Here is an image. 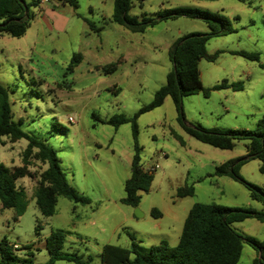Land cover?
Here are the masks:
<instances>
[{
  "label": "rangeland",
  "instance_id": "374dc122",
  "mask_svg": "<svg viewBox=\"0 0 264 264\" xmlns=\"http://www.w3.org/2000/svg\"><path fill=\"white\" fill-rule=\"evenodd\" d=\"M113 1L78 0L76 11L67 4L62 7L56 0L39 3L29 9L30 27L24 37L0 35V85L9 88L12 120L26 134L53 149L67 182L90 200L89 205L73 208L71 201L59 197L55 214L45 218L34 203L35 180H17L27 204L16 219L21 202L12 209H2L0 205V241L5 238L15 245L20 261L26 258L22 247L31 245L33 264L45 263L48 253L44 240L52 229L70 233L65 252L71 240L75 252L90 256L92 264H100V247L112 244L130 248L128 234L143 251L161 241L176 246L186 215L196 203L264 211V203L250 199L242 183L209 177L219 164L244 156L245 141L236 140L232 150H219L188 136L181 126L253 130L264 116V0H144L142 7L133 2L131 16L145 13L156 18L164 10L192 8L225 19L231 32L207 40L208 54L221 53L213 62H198L200 81L205 88L223 80L243 83L240 91L226 88L212 90L208 98L201 93L184 97L181 123L169 97L138 117L141 162L144 167H158L136 208L119 202L124 196V182L130 176V123L113 127L96 118H131L165 84L172 67L168 56L172 43L188 34H206L208 27L203 20L179 16L160 20L142 33H131L111 22ZM45 7L60 15V24L68 20L64 31L46 25L52 13L45 15ZM83 19L100 31H91ZM239 50L258 53V61L229 54ZM76 53L82 55V61L69 73L66 66ZM117 61V70L110 75L96 68ZM114 87L118 93L113 92ZM68 117L73 122H68ZM174 134L182 139L183 146ZM26 145V139L12 143L2 138L0 163L9 168L20 166ZM43 168L32 161L31 171L39 173ZM258 168L259 161L251 159L241 166L239 174L244 181L264 188V174ZM185 184L193 185L194 194L177 198V188ZM153 208L161 213L160 219L151 217ZM133 216L136 219L128 218ZM89 218H96L97 224L84 225ZM120 222L119 235L112 234L111 229ZM37 224L41 225L39 235L35 233ZM232 228L242 236L264 242V223L254 218L233 223ZM79 235L83 243L78 242ZM256 257V250L243 241L238 264H252Z\"/></svg>",
  "mask_w": 264,
  "mask_h": 264
},
{
  "label": "trees",
  "instance_id": "16d2710c",
  "mask_svg": "<svg viewBox=\"0 0 264 264\" xmlns=\"http://www.w3.org/2000/svg\"><path fill=\"white\" fill-rule=\"evenodd\" d=\"M23 0H0V34L12 38H21L30 27V7L37 6L40 1L32 0L25 2L27 13L25 14ZM67 4L74 11L78 9V0H56ZM142 7L144 0H114L110 17L111 22L122 26L131 33H142L146 27L152 26L160 20L184 16L191 19H200L208 27L206 34H188L172 43L168 56L172 64L171 70L166 74V82L158 88L152 100L142 106L131 118L123 115H113L107 120H99L102 124L118 127L130 123L132 134V157L130 162V176L124 182V196L120 204L136 208L139 205L141 193L148 192L153 174L146 172L141 162V146L138 144V129L136 121L141 114L152 111L159 107L166 97L174 104L179 121L183 120L181 108L182 99L186 96L201 93L204 98L210 96L212 90L231 88L233 91L243 90V83H227L221 81L212 88H205L200 81L198 62L204 59L213 62L221 51L208 54L206 42L211 37L225 35L231 30L227 28V21L219 15L210 14L207 11L192 8L168 9L157 14L156 18L147 17L145 13L140 17L131 16L129 10L133 2ZM245 2L246 0H238ZM76 16H79L76 14ZM82 18V17H81ZM89 29L99 32L92 22L83 19ZM229 54L240 56L251 61H258V53L244 50L229 51ZM82 55L73 54L70 58L66 71L71 73L82 61ZM120 61L112 62L100 68L103 75H110L117 70ZM114 87L113 92L118 93ZM95 119V118H94ZM185 133L195 140L207 144L219 150H232L236 140H243L245 155L224 161L215 167L209 177H227L242 183L249 191L250 199L264 203V188L244 181L240 174V168L251 159L259 161V172L264 174V116L256 123L253 130L247 129H205L199 124L181 123ZM8 138L10 142L26 139L27 145L21 154V165L6 167L0 163V205L2 209L16 208L21 202L22 207L16 212V219L20 216L27 204L24 191L16 185V181L22 178L35 180L33 199L40 214L51 217L55 214L58 198H66L77 205L90 204L89 198L82 195L66 180L59 166V159L53 149L36 137L26 134L19 124L12 120L9 102V88L0 85V140ZM174 137L184 145L182 139L174 134ZM32 161L44 166L41 172L31 171ZM194 194L193 185L185 184L177 188L176 197L185 198ZM151 217L159 218L161 213L153 208ZM247 218L264 223V211L253 209L230 208L216 203H196L188 211L184 220L182 231L176 246L170 247L167 242L161 241L143 251L135 243V238L128 234L131 240L130 248H122L112 244H105L100 248V264H238L242 251L243 241L252 246L257 257L252 264H264V242L252 237L242 236L237 233L232 224L241 222ZM40 224L35 226V233L39 235ZM70 233L60 229L50 230L44 240V248L48 253V259L43 264H56L58 261H67L70 264H92L87 257L64 251L66 236ZM79 238V236H78ZM26 252V258L16 256L17 247L10 244L5 238L0 241V264H33L31 245L22 247Z\"/></svg>",
  "mask_w": 264,
  "mask_h": 264
},
{
  "label": "crops",
  "instance_id": "0c3cea01",
  "mask_svg": "<svg viewBox=\"0 0 264 264\" xmlns=\"http://www.w3.org/2000/svg\"><path fill=\"white\" fill-rule=\"evenodd\" d=\"M60 5L62 6V7H65V4H62V3H60ZM56 7V6H55ZM55 7L53 8V9H55ZM43 12H44V14L46 15V13H48V12H50V13H52V17H49L50 19V24H46V25H48L49 26V28H51V29H60V30H62V31H64L65 30V28H66V25H67V22H68V20L66 19L65 21H64V23L63 24H60L61 23V21H60V15H56V11L55 10H52V9H50V8H48V7H45V9L43 10ZM55 26L57 27V28H55ZM27 32V31H26ZM26 34V33H25ZM0 35H2V34H0ZM3 36V35H2ZM25 36V35H24ZM23 36V37H24ZM215 178H225V177H215ZM227 178V177H226ZM73 211H74V209H72ZM129 219H136V217L135 216H133V217H128ZM161 218V216L159 217V218H153L154 220H158V219H160ZM85 219V218H84ZM83 219V220H84ZM88 222L89 223H87V224H84V225H91V226H93V225H95V224H97V222H98V220L96 219V218H94V219H92V218H89L88 219ZM120 224H121V222L120 223H118V224H116L112 229H111V233L112 234H117V236L119 235L118 234V231H117V228L118 227H120ZM157 227H159V225L157 226ZM160 228H161V226H160ZM80 238H82V236H80L79 235V238H78V242H80V243H83L82 241V239H80ZM85 239V238H84ZM89 240H86V242H88ZM89 242H91V241H89ZM68 243L70 244V246L68 247V253H77V254H80V255H82V256H84L83 254H81V253H79V252H75L76 250V248H74V247H72V244H74V242L73 241H71V240H68ZM101 248V247H100ZM86 250V249H85ZM95 250V249H94ZM99 252H100V249H99ZM85 258H87V257H89L90 258V256H84ZM98 257H99V253H98ZM91 259V258H90ZM99 260H100V258H99ZM56 264H57V262H56Z\"/></svg>",
  "mask_w": 264,
  "mask_h": 264
},
{
  "label": "built area",
  "instance_id": "2783aa9c",
  "mask_svg": "<svg viewBox=\"0 0 264 264\" xmlns=\"http://www.w3.org/2000/svg\"><path fill=\"white\" fill-rule=\"evenodd\" d=\"M40 1V3H42V4H46V3H49V0H39ZM68 122H73V118L72 117H68ZM157 167H158V165L156 164V165H154V166H147V167H144V170L146 171V172H149V173H154L155 172V170L157 169Z\"/></svg>",
  "mask_w": 264,
  "mask_h": 264
},
{
  "label": "water",
  "instance_id": "95a60500",
  "mask_svg": "<svg viewBox=\"0 0 264 264\" xmlns=\"http://www.w3.org/2000/svg\"><path fill=\"white\" fill-rule=\"evenodd\" d=\"M21 3H22V5L24 6V10H25V14H26L28 10H27V8L25 7V2L22 1Z\"/></svg>",
  "mask_w": 264,
  "mask_h": 264
}]
</instances>
